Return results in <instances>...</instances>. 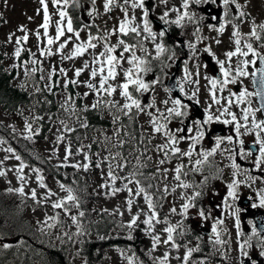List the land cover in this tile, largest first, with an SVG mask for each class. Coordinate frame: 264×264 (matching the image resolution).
Segmentation results:
<instances>
[{"label":"rangeland","instance_id":"rangeland-1","mask_svg":"<svg viewBox=\"0 0 264 264\" xmlns=\"http://www.w3.org/2000/svg\"><path fill=\"white\" fill-rule=\"evenodd\" d=\"M221 2V0H219ZM177 3H173L174 9H176L178 4H180L181 0H176ZM154 6L158 9V5L153 3ZM236 4L240 5V9L249 14V24H256L260 25L264 23V0H236ZM236 8V5H235ZM85 8L83 7V10ZM102 10H99L100 14L98 15V19L94 16L92 19L94 23L100 26L101 32L98 34V39L94 40L93 43L96 44V48L88 49L84 55L75 57L73 59H63L64 56H68L75 44L86 42L88 40L89 34L85 32H81L80 40H76L73 34L67 33L65 31V36L61 37L59 41H56L52 45L47 44V38L44 37L43 32L44 29L40 27L43 22L44 12L42 14V18L38 13V4H36L35 0H0V12L4 17L5 23L0 25V38L6 44V53L8 58H6L5 66L8 69H15L17 71V78L16 83L21 84L24 88L27 89L28 92H36L37 90H42L47 93H55V103L58 104L62 111L60 112H48L42 114V111L37 112L34 107L31 108H23L21 109L17 118L6 116L4 112L0 111V121L3 123L5 127L10 129L14 134L17 136L23 137L28 139L29 141H33V135L36 134L40 136V142L35 143V149L38 153L42 154L47 161L53 166H65L69 165L73 167V165H79L80 167H73L79 172L89 183L92 191L98 195L100 200L97 203L91 204L92 211H103L109 215L116 217L119 220H122L125 224L129 225L133 219L136 217V223L133 225L137 228L141 229L142 239L141 241L144 243L146 247V252L150 256L151 259L160 263L163 259L165 254H167V261L165 264H183L184 255L189 249H196L198 246V242H196L195 238L193 237L192 240L188 238H184L186 236V231L184 228H179L176 232L177 240L182 242V245H177V247L173 248V242H169L165 244L163 241L167 239L168 234L164 231L165 228L171 226L175 227L178 221L176 220L175 216L172 215L171 212L172 208H176L177 210L180 208L182 203L180 201V192H171L169 191V195H167L166 206L163 207L165 212H169L167 221L163 220H153L152 222V229L149 232L148 226L143 223L144 219L147 216H150L151 213L149 212L148 205L145 202V194L141 193L139 196L136 195L138 183L135 180V175L132 170V166L129 167L128 170L125 169V162L124 160L118 157V146L120 143L116 141L115 136L117 132H124L126 133V129H122V127H118V123L112 124V128L109 130H98V132H87V134L83 135V138L80 139L79 136L75 137L79 141V144H74L66 134H69L72 130L77 129L78 127H84L85 122L81 120L79 111H76L74 108V103L69 101L66 91L61 87L67 83L72 87H75L77 90L79 87L83 88V92L91 93L85 95V105L84 107H89L91 104V99L98 94V102L100 101V95H104V92H97L93 89L87 87L88 83L93 84L96 88H99V79L100 75L98 74L95 78L90 76V73L94 67H99L100 65L92 64V60L95 56H98L100 52L104 51V43L105 41L99 39L103 37L105 33H112L107 37V40H113L115 45L117 44V31L116 29L119 26V23L125 18L124 14L121 12L115 13L113 18L111 16V22L104 19L102 17ZM121 10V9H115ZM90 11L88 10V13ZM112 11V15H113ZM140 14L137 13L134 15L135 19L133 20V24L138 26V30L141 32L143 29L141 28V21L138 18ZM234 17L236 15L234 14ZM252 19V21H250ZM111 23V25H110ZM23 28V31H21ZM55 26L49 22L48 26V35L50 37H55ZM154 33H156V39L153 40L147 33L144 32V40L145 44L148 48V55L149 58H145L146 64L149 65L152 59H156V44H158V32L151 28ZM236 31L239 33H243L244 35L251 36L249 27L243 26L241 29L236 28ZM37 32H39V39L37 38ZM232 30H230L227 25L224 28L222 33L211 32L207 29H204L202 36L206 39V42H209L210 49L212 51V56H214V61L217 64V69L220 70V64L218 61H222L224 68L226 70H230L233 76L230 75L229 79L235 77L236 83L228 84L224 86L223 91L220 90L221 85L218 84L215 89L212 88L210 84V79H215L211 70L206 66L205 59L199 57V50H201L200 42L196 44L195 47V58L190 64L192 70L194 72V77L191 76L190 72L187 73L190 75L191 82L185 79L184 74H181L179 83L183 86V93L187 97H192L191 99L196 101L197 103H201L204 106H201L205 111V106H209L211 111L217 112L216 117L222 118L224 120H232V116L228 115V112H231L235 115L236 121L230 124H225L222 122L227 129L231 131H227L229 136H235V144L237 148H242L248 142H253L258 146V150L260 145L256 143L257 134L262 141H264V131H260L259 129L251 130L252 129V121L255 119L258 123L261 121V116L257 110V106L251 96H247L244 99V102H239L237 99V95L241 90H247V92L251 93L250 91V82H249V75L248 76H241L236 77V70L238 67H243L246 72L251 71V69L256 66V59L254 56L249 53L248 56H233L230 60L225 56L226 52L235 51L236 45L234 43V37H232ZM27 34L28 39L27 41H23L29 47V54H30V61L25 63V61L20 64L18 59L14 60L16 46L14 41L16 42L18 38L23 37ZM71 36L72 39L66 45L64 49H61L57 52V48H59V44L62 43L64 40L68 39ZM11 37V39H9ZM192 39L195 37L191 36ZM106 40V42H108ZM217 41H220L217 43ZM239 47L242 51H247L245 47V42L240 40ZM254 46L257 43V39L253 37L250 40ZM207 43L204 44V48L206 49ZM27 48V47H26ZM44 49H50L52 55H43L41 56V51ZM209 49V50H210ZM123 51H116L115 55L119 57V54ZM208 52V51H207ZM257 53L264 57V48L257 49ZM211 53L210 51L207 53L209 56ZM139 57V54H136ZM6 56V57H7ZM41 56V57H38ZM130 56V53L124 54V59L121 60L120 65L117 67V76L114 80H109L105 87L109 84L116 89L112 93L111 96H108V101L105 105H102V108H106L104 114L107 117H114V114L120 118V116H125L126 109L123 108V105L126 103L125 98L120 95V88L119 85L126 82L124 78V71L131 67L127 63V58ZM9 59V60H8ZM103 59V57L101 58ZM33 60L38 61V74L35 75L33 69H35ZM248 60L249 63L244 66L242 65V61ZM88 62L89 67L84 68V63ZM81 68L83 71L81 72L80 76L75 75L76 69ZM61 69L64 71L61 72ZM187 70V66L184 67ZM151 70V69H150ZM171 71V69L169 70ZM185 71V70H184ZM103 74H106L103 73ZM140 77L145 78V75L142 73H138ZM48 75V76H47ZM54 77L52 80L48 79V77ZM135 76V75H134ZM168 74L165 77L166 81ZM152 76H147V83L150 85ZM224 79L222 75V80ZM76 80V84L70 83V81ZM190 83V90H187L188 84ZM54 87H52V84ZM56 85V86H55ZM235 87L237 89H235ZM150 89V87H149ZM78 91V90H77ZM165 90H161L159 87L155 86L151 95L142 94V98H149L153 96L156 101L155 106L148 107L146 106L144 110L146 113H135L136 121L140 126V134L141 135H151L154 137L153 142L151 143L153 147L165 145L168 143L167 138L163 137L161 133L153 132V125L151 123L153 116L157 119H160L161 113L165 115L166 110L165 108L172 107V99L166 95ZM193 92L196 94L193 96ZM212 93L215 94L216 99L219 100V103L212 102ZM235 93L237 95H231ZM43 99L42 96H40ZM43 101V100H42ZM166 105L161 106L160 103H165ZM231 101V103H229ZM147 102V101H146ZM42 105V109L48 107L47 102ZM200 104V105H201ZM37 105V104H33ZM101 105V104H99ZM251 108L254 112V116L249 114L248 120L245 121L242 119L244 116V109ZM227 109V112L224 110ZM40 113V114H39ZM221 113H224L221 116ZM40 115V120L45 121L48 123V131L44 134L40 130L39 124L35 123L34 121L38 118L37 115ZM111 118V119H112ZM239 123L242 125L239 129V135L236 131V124ZM28 124L31 126V131L29 132L26 130L25 125ZM84 132V131H83ZM86 133V132H85ZM126 136V135H125ZM60 138V139H58ZM127 142L128 139H125ZM131 144V143H130ZM231 142L225 143V150L224 156L222 157V161L225 164V179L222 183V192L227 195V186L233 182V180L237 181L236 185V194L237 198L232 199L229 198L228 200L231 201L229 207L235 208L240 204V200L242 199V194L250 193V190L254 192L256 196L259 198L264 196V182H259L258 180L250 181V178L247 179H238L239 175L238 172L236 173L237 169L240 167L235 158L233 157L236 152L235 146ZM8 147L0 140V171L4 174L0 175V186L3 189L12 190L18 193V197L23 198L25 201H30L33 203V206L25 207L24 213L25 218L29 222L30 225L33 227L43 230L47 237H51L50 232H47V229L50 227L51 232L54 234L52 237H55L59 234V229L55 223L64 222L66 223V230L68 232H75L76 231V221H73L71 217L75 216L78 218V209L74 203V201H67L66 207L69 209L68 212H65L61 208H54L53 204L59 200H66L68 192L66 190L61 189V185H63L59 180L56 178L42 173L37 168H31L24 165L23 171L18 172L17 169L20 167L21 162L20 160L16 159V155L11 151H8ZM66 149L71 150V154L68 155L67 160H65ZM170 150V149H169ZM182 151H189L182 147ZM130 158L131 163L136 165L140 168L143 166L140 159L136 158L134 154V147L130 148ZM239 151V149H237ZM240 153V151H239ZM260 155L258 151V156ZM87 156V159H85ZM193 156V154L189 156H183L178 159L171 161H167L165 156L161 154L160 151H151L150 153V164L154 167V169L162 174V186L159 184L163 191H167L164 186L173 184L172 179L174 178L173 172L176 168L177 160L182 164L189 165V159ZM107 157V159H105ZM246 161L250 162V155H245ZM164 161L161 163V161ZM256 158L253 159L255 161ZM88 164L89 167L87 170L84 169L83 165ZM99 164V167H97ZM235 164L237 167H233ZM111 168L112 174L115 177V180L109 177V169ZM39 171V175L43 177V184L45 187H40V182L37 180V171ZM130 170H132L130 172ZM153 170V168H152ZM166 170V171H165ZM259 172L264 173V164L259 167ZM43 174V175H42ZM22 176L23 179H19L18 177ZM131 181V182H129ZM175 182L180 183L179 180ZM242 186H241V185ZM248 184V185H247ZM104 185V187H102ZM140 187V186H139ZM23 189V192L17 191V189ZM64 189H68L64 185ZM129 189H131V195L129 194ZM183 189V188H182ZM220 186L218 182L216 183L214 189H210L211 195H216ZM33 190L36 193L35 198L32 197ZM118 190V191H116ZM208 192V191H207ZM209 192V193H210ZM51 193V194H50ZM114 193V194H113ZM148 195V194H147ZM128 201H131V208L129 210ZM207 204V203H206ZM207 213H217L222 217L221 208L214 209L209 206L205 208ZM195 211H192V214ZM58 213V217L56 214ZM217 217V220H219ZM175 218V220H174ZM230 218L227 216L225 222L228 226H230ZM208 221L207 216H204V222ZM5 224L0 219V226ZM189 224L186 222V225ZM212 224H216V222H212ZM190 226H193V223H190ZM200 233V230H197ZM196 233V235L198 234ZM49 234V235H48ZM157 236L160 238V242L156 245L155 249H153L152 238ZM132 238V237H131ZM21 240V239H19ZM8 237L0 242L1 247L3 248L4 245L7 244H17L20 241ZM137 242H133L132 244H136ZM131 258L124 253H121L115 248L108 249L105 253V261L104 264H129V260ZM76 264L78 262L76 261ZM131 264H135V262L131 259ZM145 264V263H142ZM194 264H204L201 260L194 263Z\"/></svg>","mask_w":264,"mask_h":264},{"label":"flooded vegetation","instance_id":"flooded-vegetation-1","mask_svg":"<svg viewBox=\"0 0 264 264\" xmlns=\"http://www.w3.org/2000/svg\"><path fill=\"white\" fill-rule=\"evenodd\" d=\"M48 10L50 13H59V10H64L68 13L69 18H71L73 25H77L78 27H81L82 25H87V14L88 10L89 13L99 12L100 9L104 8V2L105 0H68V4L66 7L63 5V0H61V3L59 5H53L52 0H45ZM219 2V0H215V2H212V0H208L207 3L204 5V12L206 17V22L214 26V21L218 20V24L222 22V4L219 3V5L216 7V4ZM132 0H128V3H125V0H114V3L110 6L111 10L109 13L112 12V10H115L118 6H123L124 8L128 10H134L131 8ZM145 8L141 9L144 15V11L147 10V13L150 12L157 14V19H159L162 23L165 24L167 27L168 35L160 36L158 44H162L164 47V51L160 54L165 57V62L163 63V68H158V73L163 74L164 72L166 74L169 73V70L172 68V66L175 64L176 61H179L180 68L178 72V80H180L181 74H184L185 77V69L184 67L187 66V71L190 72L191 76L194 75V72L192 70V67L190 64L195 58V47L198 41L196 39L191 38V32L192 28L189 27V24L191 25L194 21V12L190 7L187 8V12L191 15V19L188 17H185L181 22V26H178L177 24L173 23V19H175L174 11L171 9H168L167 7H164L163 5L159 6V3L157 0H144ZM153 3H156L158 5V9L154 6ZM83 7L85 8L83 10ZM167 12L168 15L165 17L164 20L161 19L163 14ZM184 12H182L183 14ZM153 16V14H152ZM154 17V16H153ZM213 17H216V19H213ZM167 21V23L165 22ZM187 23V24H186ZM186 27V32H184V28ZM143 29V26L140 28ZM97 32V30H95ZM182 37V43L183 45H179L178 38ZM120 40H124L125 43L129 45H137L138 48L140 44H142L141 40L136 38L131 39H124L121 38L117 40V44L113 42V40H108V44L111 46H116V51H120L123 49V46L119 44ZM202 42H200L201 44ZM194 46V47H192ZM136 47V48H137ZM115 51V52H116ZM115 52L113 55H115ZM135 53L139 54V57L143 55V53L140 51V49H135ZM159 54V55H160ZM199 57L205 59L206 65L212 70L215 67L214 60L212 58V55L210 54L207 56L206 52H203V50H199ZM156 53V56H159ZM172 63V64H171ZM186 64V65H185ZM144 74V72H142ZM145 75V74H144ZM179 83V82H178ZM188 87L187 90H190V83L187 82ZM182 85L179 83V87L181 88ZM183 87V86H182ZM183 105H186V109H182L183 111L187 112L186 116L182 117H173L170 118L169 121H164L163 119H160L161 123L167 124V129L174 133L177 137H189L191 135H195V126L193 125V121L195 120H201L204 119V112L200 113L198 111H195L192 108V105L187 103H182ZM161 106L166 105V103H160ZM173 107V105H172ZM143 109V108H142ZM168 109V108H165ZM131 111L132 109H127V112L124 113L125 116H120L118 119L119 122H121L125 127L128 128L130 126V122H132L131 119ZM91 113H94L97 117H100V112L98 109L94 108ZM168 113H166L167 116ZM115 117H117L116 114H114ZM222 116V115H221ZM111 123V121H108ZM189 126L193 127V132L188 133L187 128ZM177 129H183L181 132H177ZM202 130L204 131L205 135L202 140H200L198 143L195 144V146L191 149L193 156L189 159V165L184 166L182 165V169L186 173L188 172V176H180V183L175 182L177 179L175 178L177 176L176 171L173 172L174 178L172 179V183L170 184L169 188H167V191L164 193L165 201L167 200V195H169V191L171 192H180V201L181 202H188L187 198L192 197L194 193L199 192L200 195L195 198L193 201L194 207H191L188 209L187 213L181 214V206L184 204L182 203L180 208L172 215L175 216L178 223H184L187 222L186 226H183L184 230L186 231V238H198L200 239L202 236L204 237L206 234L205 228L212 231L211 238L214 237L216 234H218V237L220 238V242H215V250L217 253L221 256L222 264H264V256L261 255V252L264 251V233H260L257 230L258 225H264V207H252L253 204L259 205V200L255 199L254 196H252L249 193L242 194V199L240 200V204L236 208H231L229 206H225L224 197L227 196L224 192H222V170L224 169L222 167V153L224 150V144L226 136L224 135L226 129L222 126V118L217 121L213 120L210 124H202ZM161 135L165 138H167L162 132ZM217 137L222 138V142L220 143L219 147L216 148V139ZM124 139V148H126L127 153H129L131 145H130V136L125 137ZM125 139H128L126 142ZM134 142H139L142 139H145L153 151H158V146L153 147L151 143L154 140L153 136H139L135 135L133 136ZM192 143L190 139H182L179 140V142L175 145V147L188 150L189 145ZM145 144H143V154L146 155L148 152L145 150ZM213 148H216V151L207 158L204 163L200 165H196L197 160H203L204 157L201 155L203 152H210ZM168 151V150H166ZM163 152V151H160ZM182 152V150H181ZM179 154L172 155L175 159H178L181 156H178ZM177 165H180L178 160L176 161ZM242 168H244V164L241 162ZM177 168V166H176ZM174 168V170L176 169ZM154 171V170H153ZM249 173H253V170L251 168L248 169ZM155 173V176L157 178V181L161 184L160 181H162V174ZM158 175L160 177H158ZM216 180H218V184L220 186V189L218 190L216 195H211V190L214 189L216 185ZM181 184H187L188 187H181ZM183 188V189H182ZM208 191V192H207ZM210 192V193H209ZM207 203V204H206ZM228 205V203H227ZM166 206V204L164 205ZM209 206L214 209H220L222 211V217H219L217 213H207L205 208ZM239 210V211H237ZM192 211L193 212L192 214ZM204 212V216H207L208 221L204 222V216H200V212ZM168 214H170L167 211ZM235 213V215H233ZM227 216H235L239 220V228L237 229V219L235 221V226L233 224H230L228 226L225 222V219ZM217 217H219L218 221H222V223H217ZM174 218V220H175ZM263 218V222L260 220ZM212 222H216V224H212ZM190 223H193V226H190ZM213 225L216 226V233L213 232ZM180 228V226L177 227V230ZM222 228V231L220 229ZM200 230V233L197 232V230ZM253 229H255V234L253 233ZM196 233H198L196 235ZM193 236V237H192ZM206 237V236H205ZM222 238V239H221ZM247 241V244L245 242ZM204 243V241H202ZM244 245L242 248L241 246ZM199 247V243L198 246ZM246 252L247 255H244L243 253Z\"/></svg>","mask_w":264,"mask_h":264},{"label":"snow or ice","instance_id":"snow-or-ice-1","mask_svg":"<svg viewBox=\"0 0 264 264\" xmlns=\"http://www.w3.org/2000/svg\"><path fill=\"white\" fill-rule=\"evenodd\" d=\"M161 2H164V0H161ZM207 2H208V0H195V3H197V4L207 3ZM212 2H215V0H212ZM52 3H53V5H59L61 3V0H52ZM93 3H94V0H93ZM113 3H114V0H105V2H104V10L106 12L110 11L111 10L110 6ZM125 3L127 4L128 0H125ZM222 3H223V6H224V17H221V20H224V18L227 17V15H228V6H229V4H236V0H222ZM40 4H41V6L43 7V10H44V17H43L44 22L40 25V27L44 29L43 35H44V37L47 38V44L48 45H52L56 41H59L61 39V37L65 36V31L67 33L73 34L75 36L76 40H80V33L73 28V23H72L71 18H68L67 19V23L63 24V21L65 20V18L68 17V13L66 11L62 10V9L59 10V13H58L60 19L56 21L55 37L54 38L50 37L48 35V26H49V20H50V17L48 15V6L45 3V0H40ZM67 4H68V0H63L64 7H66ZM188 5H189V0H183V5L182 6L185 9L188 8ZM130 6H131L132 9H137V8L144 9L145 8V3H144V0H132V3H131ZM236 8H237V11L239 12V16L243 17L245 15V13L242 12V11H239V9H240V5L239 4H236ZM121 10L124 12V17L125 18L119 23V26L116 29V31L119 32L120 34H123V35L135 34V36L139 37L140 32L138 31V26H135L133 24V20L135 19V17H132L131 19H129L127 9L124 8L123 6H121ZM173 11H176V9H173ZM89 15H91V13H89ZM167 15H168V13L165 12L163 14V16L161 17V19L164 20L165 17H167ZM147 16H148V13H147V10H145L144 11V15H143V20H142L143 31L145 33H147L153 40H155L157 34L152 31L150 23H149V21L147 19ZM185 17H188L189 19L192 18L191 15L187 11H185L183 14L178 13L177 14V18H176L175 21H173V23L179 25L180 22ZM213 19H216V17H213ZM165 22L167 23L166 20H165ZM232 26H233V29L237 28L236 24H233ZM209 27H210V29L212 28L211 25ZM224 28H225V24L222 22V23H220V26L218 28H215L214 30L217 33H222L224 31ZM257 29L264 30V23H262L260 25L253 24L252 25V30L250 32V35L252 37H255L256 39H260V36H259V33H258ZM21 31H23V28H21ZM111 34L112 33H105L103 37L99 38V39H102V40L105 41V43H104V51L100 52L99 55L95 56L93 58V60H92V64L100 65L99 67H94L92 69L91 73H90V76L92 78H95L98 74H101L100 75V79H99V88H96L91 83H88L87 87L90 88V89H93L94 91H97V92L107 93L108 96H111L112 93L114 91H116V89L113 88L110 84L107 87H105V85L107 84V82L109 80H114L116 78V76H117V67L120 65L121 60L124 59V54L125 53H130V56L127 58V63L129 65H131V67H129L128 69H126L124 71V78H125L126 82H124V83L119 85L120 95L122 97H124L125 101H126V103L123 105L124 109H129L130 110L133 107H135L137 110L143 111V109L141 108L140 100L139 99H134L128 89H129V85H133L135 87V91L136 92H146V91H148L150 85L148 83H145L144 80L139 75H136L137 73H142V72H146V71L149 70L145 66L146 65V61L143 58L138 57L136 55L135 49H136L137 45H129V44L125 43L124 40H120L119 41V44L123 46V51L119 54V57L116 56V55H113V53L116 51V46H110L106 42L107 37L109 35H111ZM159 35L163 36L164 32H160ZM232 37L235 38L234 39V43L236 45V48H235V51H229V52L225 53V56L229 60L233 56H237V55L248 56L249 53H251L253 56L258 55L255 52V50L253 49L251 44H245V47L247 48V51H242L241 50V48L239 47L240 42H241L240 41V33H239V31L234 30L232 32ZM37 38L39 39V32H37ZM9 39H11V37H9ZM27 39H28V36H27V34H25L23 37L18 38L16 42H17V44H20L21 40L27 41ZM71 39H72V37L69 36L68 39H66L62 43H60L59 44V48H57V52H59L61 49H64ZM97 39H98V37L89 35L88 40L86 42H81V43L75 44L73 46V49H72L71 53L68 56H64L63 59H73L75 57L84 55V53L88 49L96 48V44L93 43V41L97 40ZM219 42L220 41H217V43H219ZM139 47H140L141 51H145V49L143 48L142 44H140ZM155 47H156L157 55H159L161 52L164 51V47H163L162 44H156ZM192 47H194V46H192ZM21 51H22L21 48H17L16 52H15V55L17 57H19ZM205 51H210V50L209 49H205ZM40 54L42 56L45 55V54L52 55V52H51L50 49H44V50L41 51ZM102 57H103V59H101ZM260 60L262 62V65H264V57H260ZM32 63L35 64L36 61L33 60ZM218 63L220 64V72L223 75L224 79L222 81L215 80V79H210L209 82L212 85L213 89H215L217 87V85L220 84L221 85L220 90L223 91L224 86H226V85H228L230 83H232V84L236 83V79H235V77L229 79V77L231 75L230 70H226L224 68V65H223L222 61H218ZM248 63H249L248 60L242 61V65H244V66H246ZM88 67H89V64L86 61L84 63V68H88ZM33 71H35V69H33ZM63 71L64 70L61 69V72H63ZM82 71H83V69H81V68L76 69L75 75L77 77L80 76ZM258 71H259V74H260V84H261L262 88H264V67H261ZM105 72H106V74H103ZM134 75H135V78H133ZM248 75H249V73L246 72L243 67H238L237 68L236 77L248 76ZM256 75H257L256 72L252 73V76H256ZM49 78L51 79V75H50ZM185 79L188 80L189 82H191L190 75L187 73L186 69H185ZM70 83L76 84L77 81L76 80H72V81H70ZM156 83H157V81H155V80L152 81L153 85L156 84ZM65 87H67V83L65 84ZM180 91L183 92V87L182 86L180 88ZM195 94L196 93L193 92V96ZM85 95H87V93H85ZM231 95H237V94L232 93ZM250 95H252V93L247 92V90H241L238 93V95H237V99H238L239 102L242 103V102H244L245 97L250 96ZM257 95H261V93H257ZM191 98L192 97H188V99H191ZM212 102L213 103H217V104L219 103V100L216 99V96H215L214 93H212ZM165 103H167V101H165ZM171 103L173 104V107L167 109V113H168L167 116H164L163 113H161V119H163L164 121H169L170 118L182 117V116H186L187 115V112L182 110V109H186L187 106L183 105L181 100L173 99L171 101ZM229 103H231V101H229ZM96 106H97L96 104L92 105L93 108H95ZM147 106L148 107H152L153 105L149 104ZM261 110H264V108L257 109L256 111H261ZM224 111L227 112V109H225ZM243 111H244V116L242 117V119H244L245 121L248 120L249 114H252L254 116V112H253V110L251 108H245ZM223 114L224 113H221V115H223ZM227 114L232 116V120H224V121H222L223 123L230 124V123H233V122L236 121V117H235L234 114H232L231 112H228ZM214 119L219 121L220 117H215L214 118L212 115L208 114V110L205 109V116H204L203 121H201V120L193 121V125L195 126V129H196L195 135H191L189 137H183V136L177 137L174 133H172L171 131H169L167 129V124L166 123H161L160 119H157L155 116H153L152 121H151V123L153 125V129H152L153 132H156V133H161L162 132L167 137V140H168L167 144L158 146V151H164L166 159L168 158V155H169V152L166 151V150H169V149H170V152H171L172 155L180 154L182 156H189L190 157L193 154L191 149L195 146L196 143H198L200 140H202L204 138L205 133L202 130V124H210V123L213 122ZM240 127H242V125L237 123L236 124V131H237L238 135H239ZM25 128L29 132L31 131V126L30 125L26 124ZM256 129H259L260 131H264V121H260L258 123L255 119H253V121H252V129L251 130H256ZM176 131L177 132H181V131H183V129H177ZM187 132L188 133H192L193 132V127L189 126L187 128ZM185 138L190 139L192 141V143L189 145V151L181 152L180 148L175 147V145L179 142V140H182V139H185ZM58 139H60V138H58ZM226 139L229 142H231L232 137L228 136V137H226ZM221 142H222V138L217 137V139H216V148L219 147ZM256 143H258L260 145V148H259L260 155L257 156L256 160H255V165H256L257 168H259L262 164H264V141H262L260 139L259 134H257ZM216 148H213L212 151H210V152L201 153V155L204 157V159L203 160H197L195 162L196 165H200V164L204 163V161H206L207 158L209 156H211L216 151ZM8 151L11 152L12 149L9 148ZM65 151H66L65 160H67L68 155L71 154V150L70 149H66ZM247 155H251V153L249 152ZM16 159L19 160L20 157L17 156ZM85 159H87V156H85ZM105 159H107V157ZM163 162L164 161L162 160L161 163H163ZM73 167H80V166L79 165H73ZM83 167H84L85 170H87L89 165L86 163V164L83 165ZM97 167H99V164H97ZM182 167H183L182 165H178L177 168L175 169V171L177 173V176L175 178L177 180L180 179L179 173L181 172ZM233 167L235 168L237 166L235 164H233ZM23 168H24V165H23V163H21V165L17 169V171L18 172H22ZM35 171H37V180H38V182H40V187H42V188L45 187V185L42 182L43 181V177L39 175V171L38 170H35ZM3 174L4 173L2 171H0V175H3ZM108 175H109L110 178L115 180V177L112 174L111 168L109 169ZM18 178L19 179H23L22 176H19ZM129 182H131V181H129ZM236 185H237V181L233 180V182L227 186V189H228L227 196L224 197L225 206H228L227 205V201H228L229 198H232V199H236L237 198V194H236V190H235L236 189ZM180 186L181 187H188L187 184H181ZM60 187H61L62 190H66L68 192V195L66 197V200H59V201L55 202L53 204L54 208L65 207V204H66L67 201L76 200V197L72 194V189H70V188L64 189V185H61ZM102 187H104V185H102ZM17 191L22 193L23 189L20 188V189H17ZM116 191H118V190H116ZM144 191L145 190L142 187H139V185H138L137 191H136V195L139 196ZM129 194L131 195V189H129ZM199 195H200V193L196 192V193L193 194L192 197H188L187 198L188 202L184 203L181 206V214L187 213L189 208L194 207L193 201ZM35 196H36V193L33 190L32 197L35 198ZM144 199H145V202L148 205V209H149V212L151 213V215L147 216L144 219L143 223L148 226L147 230L150 232L151 229H152L153 220H157V213L154 210V205H153L151 196L145 194ZM128 204H129V210H130L131 201H128ZM252 207H254V208L255 207H264V196L260 197L259 205L253 204ZM68 211H69V209L65 207V212H68ZM237 211H239V210H237ZM171 212L175 213L176 209L172 208ZM199 214L202 217L204 216V212L203 211H201ZM80 215H83V213H80ZM233 215H235V213H233ZM71 218H72L73 221H76V219H77L75 216H73ZM136 219H137L136 217H133L131 223L128 225L129 228H131L136 223ZM157 222H159V221L157 220ZM217 223H222V221H217ZM238 228H239V220L237 219V229ZM212 230H213L214 233H216L217 230H216V226L215 225H213V229ZM164 231L168 234V236H167V239L164 240L163 242L165 244H168L169 242H171L173 240L172 233L174 231V228L169 226V227L165 228ZM253 233L255 234V229H253ZM129 239H131V236L129 237ZM159 242H160V238L159 237L154 236L152 238L153 249H155L156 245ZM217 242L218 243L220 242L219 238H217ZM245 244H247V241L245 242ZM4 247H8V246L5 245ZM172 247L175 248V247H177V245L175 243H173ZM241 247L243 248L244 245H242ZM197 250L198 249H189L185 253V255H184L185 264L188 261V258L191 256L192 252L193 251H197ZM243 254L247 255L246 252H244ZM261 255L264 256V251L261 252ZM167 259H168L167 254H165L163 259L160 261V264H165ZM129 264H131V259L129 260Z\"/></svg>","mask_w":264,"mask_h":264},{"label":"trees","instance_id":"trees-1","mask_svg":"<svg viewBox=\"0 0 264 264\" xmlns=\"http://www.w3.org/2000/svg\"><path fill=\"white\" fill-rule=\"evenodd\" d=\"M3 61L4 54L0 43V106L6 113L13 114L18 112L20 107H29L30 95L13 85L14 72L8 71ZM49 108L53 111L57 109V106L51 101ZM87 118L89 127L96 123L102 125L97 127L109 125L107 120H101L91 112L87 114ZM42 130L45 131L46 127H42ZM79 131L75 130L67 135L74 144H79V141L75 139ZM136 132L138 134L137 129L134 135ZM79 137L81 139L80 135ZM0 138L11 146L30 167L37 168L72 189V194L76 197L74 203L79 212L76 233L68 232L66 223L60 222L59 234L48 238L43 231L33 228L24 216V208L33 206V203L0 189V199L7 202L6 206L0 205V219L5 222L4 227L7 226L9 228L7 230H11L10 235L14 230L17 231L13 238L21 239L19 240L21 243L13 244L6 251H1L0 264H76V261L78 264H104L106 251L114 247L124 250L123 252L133 257L135 264L144 260L142 249L144 243L141 241L139 230L132 227L128 229V226L105 212L92 211L91 204L97 203L100 198L76 169L69 165H51L42 154L36 151L35 143L38 140L31 142L18 137L1 124ZM127 230L131 233V239L112 236L114 231L126 232ZM133 242L137 243L133 245Z\"/></svg>","mask_w":264,"mask_h":264},{"label":"water","instance_id":"water-1","mask_svg":"<svg viewBox=\"0 0 264 264\" xmlns=\"http://www.w3.org/2000/svg\"><path fill=\"white\" fill-rule=\"evenodd\" d=\"M258 70L259 69L254 71L257 73V75L252 77V81L254 84V89L256 91L257 101H258V103L262 109V108H264V88H262V86L260 84V74H259ZM175 76H176V70L173 72V74L170 76V78L168 80V87L179 99H181L180 94L176 90ZM257 93H261V95H257ZM262 114L264 116V110H262Z\"/></svg>","mask_w":264,"mask_h":264}]
</instances>
